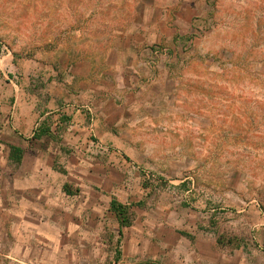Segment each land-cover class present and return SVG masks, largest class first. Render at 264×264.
<instances>
[{
  "label": "rangeland",
  "instance_id": "374dc122",
  "mask_svg": "<svg viewBox=\"0 0 264 264\" xmlns=\"http://www.w3.org/2000/svg\"><path fill=\"white\" fill-rule=\"evenodd\" d=\"M27 1L10 0L4 24L0 9V30L4 29L0 40L14 53L16 65L22 59L48 62L51 54L78 44L79 34L49 31L50 21L65 26L72 20L51 19L48 14L54 9L44 3L40 8L47 15L34 18L35 6ZM121 3L123 10L136 7L134 0ZM197 3L201 14L194 36L198 44L203 41V51L191 56L187 68L175 71L179 84H170V89H177L175 96L151 100L134 118L138 124L124 129L123 138L134 143L119 149L93 140L92 150L66 147L70 156L56 161L57 170L74 172V176H62L60 185L66 183L76 191L78 185L85 189L102 179L108 192L99 202L100 211L93 207L88 211L98 222H92L86 239L76 226H68L75 231L60 244L63 252L65 245L70 247L64 257L73 264H256L257 256L245 257V249L257 250L258 240L264 244V230H258L257 217L247 208L248 203L255 205L264 218V0ZM96 4L113 8L110 0ZM195 38L175 37L171 42L187 47L195 44ZM41 67L44 72L49 66ZM15 75L19 76L11 73L17 84ZM41 79L31 81V86L45 102ZM16 102L13 85L1 82L0 112ZM8 123L9 117L1 113V172L15 167L3 161L11 146L29 151L34 145L43 151L47 147V141H23ZM87 154L95 159L82 172L80 157ZM3 185L0 176V196L5 197ZM110 197L131 207L134 223L123 229V235L116 214L109 209ZM27 202L28 208L33 201ZM81 204L74 206L80 207L79 214L76 208L66 213L58 205L50 214L85 215L87 209ZM28 214L37 219L43 211L36 208ZM261 250L259 261L264 264V247ZM41 260L33 256L26 261L41 264Z\"/></svg>",
  "mask_w": 264,
  "mask_h": 264
},
{
  "label": "crops",
  "instance_id": "0c3cea01",
  "mask_svg": "<svg viewBox=\"0 0 264 264\" xmlns=\"http://www.w3.org/2000/svg\"><path fill=\"white\" fill-rule=\"evenodd\" d=\"M30 1L35 6L30 14L34 18L47 15L40 8L44 3L54 9L48 14L51 19L65 16L72 20L65 26L50 21V32L67 31L79 36L77 45L68 46L66 52L51 54L48 62L22 59L17 65L14 53L0 40V83L13 85L17 98L9 110L2 108L0 117L1 113L9 117L10 129L23 141L35 144L47 141L44 151L37 145L30 151L21 147L24 150L21 164L0 171L5 183L2 190L7 192L5 197L0 196V264H6L9 258L26 261L33 256L41 257V264H73L64 257L70 247L65 245L63 252L60 244L75 231L68 226H76L86 239L92 222H98L88 211L91 207L100 211L99 202H103L108 192L102 179L85 189L78 185L76 191L66 183L60 185L62 176L71 177L74 172L67 168L57 170L56 161H66L70 156L66 147L78 145L92 150L93 140L119 149L134 143L123 138L124 129L138 124L139 120L134 118L145 111L151 100L175 96L177 89H170V84H179L175 71L187 68L191 56L203 51V41L198 44L194 36L201 12L197 0H155L156 3L134 0L133 10H123L122 0H110L112 9L96 4L104 0ZM9 3L10 0H0L2 24L7 23L3 18L8 20ZM61 7L64 10L58 11ZM175 37H194L195 44L177 46L171 42ZM43 65L49 66L44 72ZM13 72L19 75L14 77L17 84L11 77ZM39 78L47 79L40 90L47 98L45 102L31 86V81ZM88 155L80 157L82 172L91 166L89 160L95 159ZM3 161L13 164L10 154ZM81 193L85 195L80 196ZM26 198L33 201L28 208ZM113 199L110 197L111 202ZM59 201L63 204L58 205ZM75 203H82L81 208L87 209L85 215L50 214L56 205L64 207L66 213L76 208L79 214L80 207H74ZM36 208L43 211V216L30 218L28 213ZM247 208L248 213L257 217L258 230H264V218L259 217L258 208L251 203ZM130 227H121L120 235L124 234V228ZM258 241L257 250L245 249V257L257 256L256 264H260L264 247L262 240ZM204 255L199 252V256Z\"/></svg>",
  "mask_w": 264,
  "mask_h": 264
},
{
  "label": "trees",
  "instance_id": "16d2710c",
  "mask_svg": "<svg viewBox=\"0 0 264 264\" xmlns=\"http://www.w3.org/2000/svg\"><path fill=\"white\" fill-rule=\"evenodd\" d=\"M10 160L14 165L19 166L22 162L24 150L21 147H10ZM111 210L116 214L121 227H130L134 220L131 212V207L124 205L113 199L111 202Z\"/></svg>",
  "mask_w": 264,
  "mask_h": 264
},
{
  "label": "built area",
  "instance_id": "2783aa9c",
  "mask_svg": "<svg viewBox=\"0 0 264 264\" xmlns=\"http://www.w3.org/2000/svg\"><path fill=\"white\" fill-rule=\"evenodd\" d=\"M6 264H34V262H27L19 259L9 258Z\"/></svg>",
  "mask_w": 264,
  "mask_h": 264
}]
</instances>
